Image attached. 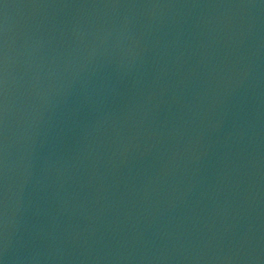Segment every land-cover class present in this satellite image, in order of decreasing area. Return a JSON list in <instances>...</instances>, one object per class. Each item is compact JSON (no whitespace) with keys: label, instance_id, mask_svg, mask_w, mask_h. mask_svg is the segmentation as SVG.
Masks as SVG:
<instances>
[{"label":"water","instance_id":"1","mask_svg":"<svg viewBox=\"0 0 264 264\" xmlns=\"http://www.w3.org/2000/svg\"><path fill=\"white\" fill-rule=\"evenodd\" d=\"M0 264H264V0H0Z\"/></svg>","mask_w":264,"mask_h":264}]
</instances>
